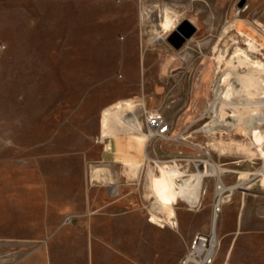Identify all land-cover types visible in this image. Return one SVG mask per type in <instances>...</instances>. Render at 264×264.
I'll return each instance as SVG.
<instances>
[{"label":"rangeland","instance_id":"rangeland-1","mask_svg":"<svg viewBox=\"0 0 264 264\" xmlns=\"http://www.w3.org/2000/svg\"><path fill=\"white\" fill-rule=\"evenodd\" d=\"M253 3L247 11L241 7L239 17L246 20L247 35L235 36L232 31L224 39H212L215 45L221 40L225 48L208 53L201 47L207 39H196L195 34L178 51L166 38L146 48L145 42L154 37L139 34L145 4L134 5L128 0H0V92L6 95L5 100L9 96L21 99L5 101L1 109L8 115L16 109L19 114L22 105L17 126L13 118L4 119L9 133L14 127L17 148L0 150V210L5 218L0 223V264H47L45 242L32 240L46 231L28 228L31 205L41 211L47 197L57 192L73 203V213L63 223L78 221L80 190H85L86 182L90 185L92 173L104 171L96 161L102 146L95 141L108 137L107 120L122 105L144 106L161 114L170 125L165 139L144 144L146 158L137 177L128 166L122 171L136 179L135 206L144 208L152 223L166 216L167 227L175 230V209L190 210L191 224L205 221L211 222V229L213 226L217 177L202 179L196 206L191 205L197 188L194 179L187 191L190 203L177 197L167 207L153 206L148 178L159 175V168L175 174L170 164L175 163L181 172L176 185L198 175L196 165L207 162L225 170L220 178L225 187L238 184L236 174L242 179L257 175L264 193V136L257 126L255 106H250L249 115L235 128L215 124L211 112L225 63L239 49H249V40L258 45L259 53L254 56L264 62V0ZM238 6L231 7L232 14ZM178 25L175 22L173 27ZM228 25L232 27L233 22ZM159 63L167 68L160 69ZM126 132L135 134L136 139L134 131L119 129V134ZM142 135L140 144L145 139ZM10 138L11 134L6 136L9 146ZM32 143H39L38 148H31ZM221 148H230V152L219 155ZM62 157L69 163L59 169L53 166V161ZM54 175H64L66 181L55 182ZM103 181L109 183V176ZM224 196V201L228 200V195ZM188 244L183 242L181 256ZM65 252V262L52 257L51 264H84L81 257L78 262L71 259L74 253L81 254V249Z\"/></svg>","mask_w":264,"mask_h":264},{"label":"crops","instance_id":"crops-1","mask_svg":"<svg viewBox=\"0 0 264 264\" xmlns=\"http://www.w3.org/2000/svg\"><path fill=\"white\" fill-rule=\"evenodd\" d=\"M128 2L134 5L145 4V7L158 9H155L157 13H154L151 18L139 17L140 35L150 34L153 37L160 35L164 40L175 30V28L166 31L161 29L160 24L165 21V17L172 19L177 25L187 21L195 29L196 39H207L201 47L208 53L222 52L225 48L222 44L220 45L221 40L215 45L212 39H224L232 31L235 36L246 35V20L239 18L243 10L237 19H233L231 7H235L238 3L240 8L245 6L247 11L254 4V0H128ZM230 22H233L232 27L228 25ZM148 28L153 30L150 32ZM145 43L147 48L149 44L155 42ZM162 67L159 63V68ZM165 68L167 67L164 66L163 69ZM144 84H146L145 79ZM5 96L0 92V150L17 148L14 127L9 133L4 128L6 124L4 119L13 118V125L17 126V118L20 121L22 118V105L19 106V114L16 109L10 111V115L1 109V104L5 101L21 100H18L16 96H9L8 100H5ZM32 101L34 102L33 99ZM129 116L130 114L125 113V117ZM100 122L101 120L99 121L101 136ZM5 132L8 133L5 134ZM141 132L143 133L142 129ZM9 134H11L10 146L9 142H6V136ZM113 139L106 137L99 143L102 149L96 161L104 167L102 169L104 171L92 173L90 185L85 180V190L81 189L77 197L79 206L77 222L63 223L64 219L73 213V203L70 197L58 195L57 192L47 197V205L41 211H38V207L34 208V204L31 205L29 211L31 218L27 221L30 223L28 228L32 231H46L41 236L34 237L32 234V240L38 243L42 240L45 242L47 264H51L52 257L56 261L65 262V250L69 248L76 249L78 252L81 249V254L74 253L71 259L78 262L81 257L84 264H177L182 257L183 242H190L198 232L206 233L211 230V222L210 224L205 221L198 225L191 224L190 210L189 213H184L182 210L174 209L176 231L167 227L166 216L159 218L157 221L159 224L149 221L145 209L135 206L136 179L122 174L123 169H126L125 167L134 160L141 165L144 163L145 139L140 146V152H137L135 134L131 132L120 134ZM32 144L31 148L39 146V143ZM106 146L108 148H105ZM53 162V166L59 169L69 163V160L62 157ZM150 163L154 164V160ZM170 166V169L176 170V177L180 176L181 172L177 165L174 163L175 167L172 164ZM105 171L109 174H104ZM108 176L109 183H104L103 177L108 178ZM242 178V175L236 174L238 184L230 187L240 186L241 188L227 192L228 200L224 201L220 207L214 229L219 248L213 264H264V193L258 184L257 175ZM53 180L63 183L66 181L64 175H54ZM94 182H96L95 185ZM54 187L58 189L61 186L54 185ZM19 209L18 212L24 214L23 208ZM151 211L154 215L157 214L155 207ZM3 213L4 211L0 210V223L5 220L2 217ZM154 218L157 219L156 216ZM60 256H62L61 259H59Z\"/></svg>","mask_w":264,"mask_h":264},{"label":"bare ground","instance_id":"bare-ground-1","mask_svg":"<svg viewBox=\"0 0 264 264\" xmlns=\"http://www.w3.org/2000/svg\"><path fill=\"white\" fill-rule=\"evenodd\" d=\"M156 8L157 7H144L142 11V19L151 18L152 16H154L153 14L157 13L155 11L158 10ZM174 23L175 21H172V19L169 20L167 17H165V21L160 24V27L163 31H166L168 29L174 28ZM251 32H253V30H251ZM253 34L254 33H252V35ZM158 41H163V37L157 35L152 40H150L149 43ZM248 44L250 47L249 49H239L236 55L232 59L227 61L224 65L225 69L224 72L221 73V80L214 89V101L211 105V112L214 114V116L212 117V121L215 124L222 125L227 128L239 127L241 126V118L243 116L246 117L249 115L250 106H255L257 126L258 129L262 130L261 132L264 136V62L259 60V57L257 58L254 56V54L259 53V49L257 47L258 45L256 46V43L254 44L252 40H249ZM137 111L138 108L134 104L122 105L116 108L114 110L113 115L107 120V133L109 138L116 139L117 136L120 135L119 129L121 127H125L127 130L134 131L137 134L135 141L137 143L136 147L138 152L141 146L140 140L143 135L141 132V125L137 120ZM125 113H132V115L130 118L127 119L125 117ZM261 140L263 147L264 137ZM237 151L242 152V149L240 147H237ZM246 151H248V149ZM229 152L230 148H223L222 150H219V155H227ZM127 166L130 169L129 171L132 173V175H134V177H137L139 172H141V164H138L136 160H134V162H131V164ZM200 166L201 170H199ZM196 168L198 170V175H193L190 179H186L187 181L182 185H176V179L178 178L175 174H173L172 170L169 169L159 168V175H150L148 178V182L151 188L150 191L152 197L153 199H155V201L153 202V206L167 207L173 202H176L177 197H180L184 201L190 203V200H188L190 196L187 194V191L189 189L190 182L193 179L196 181L197 188L196 192L193 195L194 198L191 202V205L196 206L199 203V197L202 191V179L205 177H217L218 186L212 226L213 231H215L214 229L217 223L218 214L220 213V207L224 203V199L226 197L224 195L227 192H231L233 189H240L241 187H225L220 179L225 170L218 168L213 163L209 164L207 162H204L202 164H197ZM262 175L264 176V170L262 172Z\"/></svg>","mask_w":264,"mask_h":264},{"label":"built area","instance_id":"built-area-1","mask_svg":"<svg viewBox=\"0 0 264 264\" xmlns=\"http://www.w3.org/2000/svg\"><path fill=\"white\" fill-rule=\"evenodd\" d=\"M242 10L243 8L240 7L236 9L237 13L232 14L233 19H237ZM136 107L138 108L137 120L141 122L145 143L165 139L170 131L167 120L156 111H147L144 106L137 105ZM95 142L100 143L101 137ZM218 248L219 243L213 229L206 233L198 232L190 240L177 264H213Z\"/></svg>","mask_w":264,"mask_h":264},{"label":"water","instance_id":"water-1","mask_svg":"<svg viewBox=\"0 0 264 264\" xmlns=\"http://www.w3.org/2000/svg\"><path fill=\"white\" fill-rule=\"evenodd\" d=\"M195 29L188 23H180L175 30L166 38V42L176 51L180 50L184 44L191 39Z\"/></svg>","mask_w":264,"mask_h":264}]
</instances>
